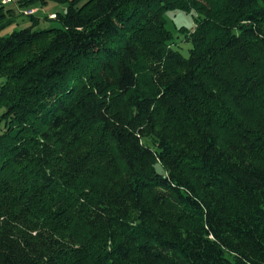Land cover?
Wrapping results in <instances>:
<instances>
[{"label": "trees", "instance_id": "1", "mask_svg": "<svg viewBox=\"0 0 264 264\" xmlns=\"http://www.w3.org/2000/svg\"><path fill=\"white\" fill-rule=\"evenodd\" d=\"M49 1L0 3V264H264V0Z\"/></svg>", "mask_w": 264, "mask_h": 264}, {"label": "rangeland", "instance_id": "2", "mask_svg": "<svg viewBox=\"0 0 264 264\" xmlns=\"http://www.w3.org/2000/svg\"><path fill=\"white\" fill-rule=\"evenodd\" d=\"M0 3L4 8L13 9V15L11 16V23L3 31L4 34L9 33L13 30L19 29L29 24L28 15H32L38 19L35 28H48L53 26H58L59 23L53 20L54 13H63L65 11L66 5L49 1L44 5L34 4L28 7L19 6L17 0H9L7 3ZM31 9V13L26 14V11ZM192 12H183L179 10L169 11L165 14L166 24L165 27L171 32L173 36L174 45L180 50V52L186 56L188 53V48L190 44L182 40V34L178 29L180 27L191 28L193 26Z\"/></svg>", "mask_w": 264, "mask_h": 264}, {"label": "built area", "instance_id": "3", "mask_svg": "<svg viewBox=\"0 0 264 264\" xmlns=\"http://www.w3.org/2000/svg\"><path fill=\"white\" fill-rule=\"evenodd\" d=\"M3 3H7L9 0H1ZM31 11H33V10H31V9H28L27 11H26V14H29V13H31Z\"/></svg>", "mask_w": 264, "mask_h": 264}]
</instances>
